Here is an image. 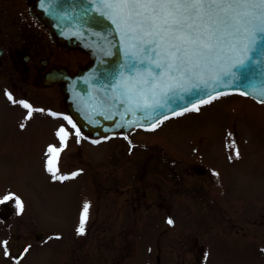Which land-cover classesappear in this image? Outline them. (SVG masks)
Here are the masks:
<instances>
[{"label": "rangeland", "instance_id": "obj_1", "mask_svg": "<svg viewBox=\"0 0 264 264\" xmlns=\"http://www.w3.org/2000/svg\"><path fill=\"white\" fill-rule=\"evenodd\" d=\"M44 29L42 56L78 55ZM32 82L14 75L7 85L16 100L44 109L29 120L0 88V194L19 196L25 212L0 220V233L27 243L8 244L7 257L0 246V264H264V104L228 92L155 131L77 143L60 85ZM61 125L73 135L57 175L80 173L63 182L45 171ZM85 201L86 229L77 235Z\"/></svg>", "mask_w": 264, "mask_h": 264}, {"label": "snow or ice", "instance_id": "obj_2", "mask_svg": "<svg viewBox=\"0 0 264 264\" xmlns=\"http://www.w3.org/2000/svg\"><path fill=\"white\" fill-rule=\"evenodd\" d=\"M48 3L55 13V0H48ZM89 3L88 11L110 22L119 40L118 51L123 63L111 85L115 99L126 105L129 112L144 113L142 119L151 120L148 129L151 131L170 119L168 114L161 113L162 109H169L172 117L199 112L202 106L229 94L215 91V88L250 79L260 58L264 57V0H89ZM105 54L111 56L112 52ZM260 75L264 77V69ZM209 89L213 90L211 94ZM251 92H258L262 98L257 102L264 104V88ZM251 92L238 91V94L249 96ZM201 93H204L202 97ZM4 94L10 102L28 110L25 120L44 111L33 108L25 100H16L7 90ZM192 95L199 98L190 100L178 110H171L173 102ZM157 113L161 114L153 119V114ZM63 118L71 123L79 143L80 129L71 117ZM20 127L23 129L25 124L21 123ZM72 135L61 125L56 131L60 146L50 144L45 152V171L53 181L63 182L80 174L77 171L70 176L57 175L60 154ZM232 147L234 157L239 159L235 143ZM50 153H55V157ZM13 199L18 206L17 214H20L24 202L16 194L4 195L0 204ZM90 207L85 201L77 235L85 232ZM167 223L172 225L174 221L169 218ZM0 246L4 248V255L9 256L8 241H0Z\"/></svg>", "mask_w": 264, "mask_h": 264}, {"label": "water", "instance_id": "obj_3", "mask_svg": "<svg viewBox=\"0 0 264 264\" xmlns=\"http://www.w3.org/2000/svg\"><path fill=\"white\" fill-rule=\"evenodd\" d=\"M37 3L59 36L73 38L77 46L91 56L92 62L77 73L72 75L64 69L56 70L49 73L46 81L61 82L68 110L78 126L94 136L126 132L135 126L149 127L151 120L142 119L144 113L129 112L126 105L115 99L111 85L121 71L123 59L118 51V37L110 22L88 11L91 7L89 0H55V13L51 11L52 5L48 0H43V3L42 0H37ZM108 51L112 52L111 56L105 54ZM261 69H264V57L260 58L257 70L250 79L221 85L215 91L251 92L252 89L264 88ZM212 91L209 89V94ZM203 95L204 93L200 94L201 97ZM250 96L256 100L262 98L258 92H251ZM197 98L199 97L192 95L183 101L177 100L171 104V110H178ZM161 113L171 115L167 108L162 109ZM161 113L153 114V119Z\"/></svg>", "mask_w": 264, "mask_h": 264}, {"label": "flooded vegetation", "instance_id": "obj_4", "mask_svg": "<svg viewBox=\"0 0 264 264\" xmlns=\"http://www.w3.org/2000/svg\"><path fill=\"white\" fill-rule=\"evenodd\" d=\"M44 28L47 29L49 37L65 51L83 56L75 55L63 61L42 56ZM17 60L21 61V66H18ZM89 62V54L81 50L73 38L61 37L54 31L50 21L37 6L36 0H0V76H3L0 79L1 90L5 91L9 88L7 85L13 84L9 82L14 75L26 80L33 77L34 82L32 84L37 86L60 85L61 83L58 81L46 83L49 79V73L62 69L74 73ZM27 102L33 108L42 109L37 103ZM64 107L67 110L65 104ZM80 132L83 136L91 138L85 132ZM8 193L13 192L3 191L0 198ZM17 210L18 206L14 199L0 204V220L11 218L17 214ZM20 214H25V212L21 211ZM0 240L8 241L9 245L20 246L21 248L27 244L23 234L18 236L16 245L12 243L10 235L3 236L0 233Z\"/></svg>", "mask_w": 264, "mask_h": 264}]
</instances>
